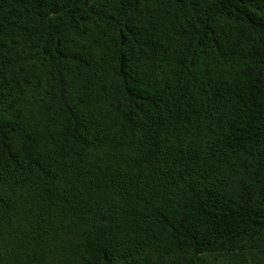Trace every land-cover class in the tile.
<instances>
[{"label": "trees", "instance_id": "obj_1", "mask_svg": "<svg viewBox=\"0 0 264 264\" xmlns=\"http://www.w3.org/2000/svg\"><path fill=\"white\" fill-rule=\"evenodd\" d=\"M0 264H264V0H0Z\"/></svg>", "mask_w": 264, "mask_h": 264}]
</instances>
